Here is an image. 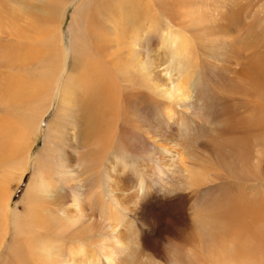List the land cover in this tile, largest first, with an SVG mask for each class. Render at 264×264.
I'll return each instance as SVG.
<instances>
[{
  "label": "bare ground",
  "instance_id": "bare-ground-1",
  "mask_svg": "<svg viewBox=\"0 0 264 264\" xmlns=\"http://www.w3.org/2000/svg\"><path fill=\"white\" fill-rule=\"evenodd\" d=\"M69 3L0 0V109L18 111L29 137L26 152L0 146L7 169L0 186L26 166L38 135L43 142L35 164L47 166L37 172L38 202L26 199L32 215L21 218L18 232L13 219L12 238L18 236L23 257L31 254L33 264H132L138 255L152 260L144 252L161 256L164 229L148 239L151 231L141 225L147 204L162 197L163 206L174 210L172 220L183 219L170 227L177 237L186 233L188 244L181 251L177 244L165 249L170 264H215L220 256L217 264H258L239 256L226 261L225 252L213 251L245 246L252 230L247 216L262 215L254 196L247 209L244 181L258 179L263 152L264 59L233 47L226 32L230 0H80L67 24L66 48L60 32ZM37 5L39 16L32 13ZM215 9L221 12L212 14ZM201 11H207L206 20ZM229 61L226 74L219 67ZM36 75L43 78L34 87ZM49 98L56 108L42 130ZM207 132L201 158L194 147ZM49 168L53 179L47 181ZM225 184L234 185L235 194L221 201L219 213L194 211L200 200L212 205L210 189ZM3 195L0 208L7 211L10 198ZM45 196L49 205L43 209ZM171 218H164L165 226ZM3 237L4 230L0 243Z\"/></svg>",
  "mask_w": 264,
  "mask_h": 264
},
{
  "label": "rangeland",
  "instance_id": "rangeland-1",
  "mask_svg": "<svg viewBox=\"0 0 264 264\" xmlns=\"http://www.w3.org/2000/svg\"><path fill=\"white\" fill-rule=\"evenodd\" d=\"M69 1L70 3L68 4L66 13L64 15L65 18L63 17V20L61 23V32H60L61 41L63 43L65 42L64 45L66 48L69 47L68 40L70 37V34L67 29V26H68L67 24H69L70 15L74 10L75 5L80 0H69ZM37 7H38V10L34 9L32 13L39 16L41 7L39 5H37ZM219 12H221L219 9H215V10H212L211 13L217 14ZM225 12L227 14V21H228L226 32L231 36L229 40L232 42V45L235 48V50L238 51V48L242 47L244 49V52H242L243 55L248 56V57H259V58L264 59V0H230V6L227 10H225ZM201 17L203 20H206L207 11H201ZM74 35H76L77 38H80L82 40L83 36L80 33L75 32ZM68 59H69V56L65 55L64 64L66 68L69 63ZM228 64H230V61L226 62L222 67H219V69L225 72L226 74H230L231 71L227 70L224 67ZM230 68L235 69L237 68V65L232 64ZM242 69L246 73V86H247L248 84L247 70L243 66H242ZM41 77H42L41 75L39 76L36 75L32 86L34 87L39 86L40 83L38 82H40ZM61 77L62 76H59L58 78L59 82L61 81ZM260 79L264 87V76L263 78L260 77ZM55 87L56 88L59 87V84L57 83ZM56 88L54 89V91L56 90ZM49 101H50V104L48 106V109L44 112L42 119L39 121V126L42 130L46 129L49 121L51 120L53 116L55 108H56V100L54 103V101H51V99L49 98ZM221 110L222 108H218L216 109V113H214V118H215L214 122H216V125H217L215 127V137L217 140H218L217 132L221 130L220 128V124L222 121ZM261 113L263 117L264 115V95L261 99ZM21 124H22L21 116L18 111H15V112L8 111L7 112L5 111L4 108L0 109V146H2L3 150L5 149V151L7 150V152H9L14 148L15 150H23L24 152H26V146H27L29 137H27L26 135L22 133L20 129ZM261 134H264V123H263ZM208 139H209V132L204 133L203 135H200L198 140H196L197 144H199L200 146V147L198 146L194 147L198 151V157L200 156L201 158H203L204 149H202V147L204 146L205 142ZM42 142H43V135H38L33 139V144L28 153L26 166L20 171L19 170H16L15 172L11 171L14 174H12L8 178V181L6 183L0 186V197L2 193H4V195L2 196V199L6 200L5 193H7V195L9 194V198H10L8 200V205H9L8 210L6 211L5 209L2 210L0 208V224L2 223V225H0V236L1 237H2L3 230H4V237H3L2 243H0V264H33L31 260V254H29L26 257H23L25 252L22 248H19L18 236L15 235V238L14 239L12 238L13 230H14L13 219H15L16 224H17V229L15 232H18V227L20 225L21 218L32 215L27 210V205L24 204V202L26 201V199H27V202H30L32 200L34 201V203L38 202V194L40 190L37 189V187L35 186L37 183V172L47 167L46 166V167L41 168V167H37L35 164L36 158L38 157L42 149ZM252 142L253 144L255 143L254 140H252ZM218 143L219 141L216 143V145H218ZM260 144H261L260 145L261 149L259 150H262L263 152L260 155V166L258 170L259 171L258 179H256V181H252V178L250 176H246V179L244 182L246 183L245 192H246L247 209L248 210L250 209L253 203V196H254V198L257 200L260 206L259 214L260 215L262 214V215L261 216L259 215L260 216L259 218H256L255 216L254 217L255 221L254 219H250V216H247L246 220L248 222L247 224H249L248 227H250L252 230L250 231L249 228L247 227V230L249 231L246 232L245 242L247 243H245V246L243 245L241 248H231L226 251H220V250L217 251V249L213 250L216 253L225 252L226 256H224L223 258H225L226 261H229L230 259L233 261L235 260V258H236L235 261H238L239 258L241 260L242 258H246V259H249L248 261L251 260L252 263L257 262L259 264L258 260L261 259L260 263L264 264V253H263L264 252V248H263L264 241H262L264 240L263 239L264 238L263 237L264 236V222H263L264 221V137L260 138ZM253 160H254V153H251V154L249 153L246 155V162H247L248 167L250 168L252 167ZM40 162H47V158L41 159ZM1 163H2V155H1V150H0V175H2L5 170H7L6 168L2 167ZM50 169L52 168L47 169L48 170L47 179H46L47 181H50L53 179V176L50 175L52 174V172H49ZM255 184L258 185L257 188H255ZM225 187H230V190L225 189ZM1 188H2V192H1ZM234 188L235 186L232 184L231 185L230 184L215 185L214 187L210 189V196H211L210 198L213 201L212 205L210 204L209 201H207L206 203L204 202V200H200L197 202L198 207L195 208L194 211L197 212L201 216H207L211 213L213 214L219 213L220 207H221V201L225 197L233 198L235 194ZM158 198L159 200L156 201V203L147 204V207H146L147 211H145V213L143 214V219L145 220L146 225H143V226L141 224L140 225L143 228L147 227L151 231V232L149 231L150 233H148L147 235L148 239H151L154 236L156 237L157 235L156 233L159 231V229H162V231L164 229V233L162 237L163 239L161 238L159 240L160 252L158 253V255H161L162 257L156 256L153 250L147 249L145 250L144 254L147 255L148 257L151 256L152 260H148V258L140 259L138 255L135 259L132 260V261H135L132 264H149V262L151 264H165V263L170 264L166 260L167 257L163 256V252H165L166 254L165 249H170L169 247L171 244L172 245L177 244L176 246L177 251H181L183 248L182 246H185V248H187L188 244L184 243V239H183L186 236V233H183V235H185L184 237H177V234L175 233V231L170 227L173 224H175L177 221L183 222V219L176 218L172 220L170 215H171V212L174 213V210L173 209L171 210L169 208V205H167V207L163 206L162 203L164 200H160L162 199V197H158ZM48 205H49V202L47 201L46 196H45V200L42 202L43 209L45 206H48ZM170 206H172V204H170ZM186 206H187L186 203H182L180 204L179 209L183 210ZM206 206H209L208 208L212 207L213 210L211 211V210L206 209ZM3 211H4V214H3ZM159 211H162V213L158 215ZM164 218H171L170 220L172 221L168 225L165 226V224L163 223ZM257 219L260 220V222H258ZM252 225H254V227ZM178 227L181 228L182 230H185L187 228L185 223H179ZM254 235H255V238L252 237ZM256 235L258 236L257 238H256ZM258 238L260 240L262 239L261 240L262 243L258 240ZM182 240H183V243H182ZM257 240L261 243V246L259 245L260 243ZM258 245L261 248H259ZM243 247L245 250L243 249ZM229 250L231 251L230 253H229ZM258 252L261 253L260 256H257ZM240 254H241V257H240ZM252 254H254V256ZM218 259L215 261L216 262L215 264L222 261V256H220L221 261L220 259L219 260Z\"/></svg>",
  "mask_w": 264,
  "mask_h": 264
},
{
  "label": "clouds",
  "instance_id": "clouds-1",
  "mask_svg": "<svg viewBox=\"0 0 264 264\" xmlns=\"http://www.w3.org/2000/svg\"><path fill=\"white\" fill-rule=\"evenodd\" d=\"M169 255H171V254H169Z\"/></svg>",
  "mask_w": 264,
  "mask_h": 264
}]
</instances>
